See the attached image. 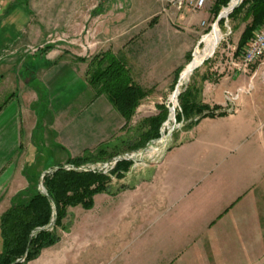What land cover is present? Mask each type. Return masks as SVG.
<instances>
[{"label": "crops", "instance_id": "obj_1", "mask_svg": "<svg viewBox=\"0 0 264 264\" xmlns=\"http://www.w3.org/2000/svg\"><path fill=\"white\" fill-rule=\"evenodd\" d=\"M76 1L75 21L78 16L87 19L89 15L84 16L80 9L88 5ZM156 1L159 15L165 21V28L158 27L160 16L156 30L161 28L165 33L156 31L154 35L169 48L173 46L167 31L169 21H178L195 30L208 13L178 12L166 8L163 0ZM24 4V0H0V50L11 48L15 40L26 37L21 32L28 22ZM93 7L89 5L87 12L104 11L99 2ZM56 55L51 58L44 53L22 63L39 74L1 106L0 215L17 193L35 182L34 176L43 173L35 170V163L49 138L46 134L64 152L57 164L62 165L85 152L109 147L111 136L124 124L107 98L97 95L95 88L87 84L88 56L84 58L76 52L63 54V51H57ZM186 57L188 63L190 54ZM259 70L264 72V68L255 72ZM247 78L230 73L217 82L205 80L197 102L208 110L213 106L221 110L224 92L234 91ZM63 87L75 94L74 99H68ZM25 98L29 104L21 109L18 103ZM42 103V112L35 115L33 106ZM39 127L45 128L44 132L34 138ZM21 157L24 161L20 164ZM120 176L111 181V186L118 183L117 187L124 188L116 195L97 194L90 210L102 195L106 201L121 199L123 211L137 200L149 202L156 220L164 219L162 228L167 232L172 229L183 232L186 241L181 246L185 251L181 255L183 260H187L190 249L196 245L198 257L191 261L198 264H264V94L243 96L234 114L207 116L192 128L179 130L159 161L132 165ZM68 244H62L60 238L56 244L42 249L31 262L36 264L35 261L42 262L44 256L52 255L47 264H70L71 243ZM169 246L172 251L166 264H172L180 256L173 251V247L180 245ZM165 251L168 252V243Z\"/></svg>", "mask_w": 264, "mask_h": 264}, {"label": "rangeland", "instance_id": "obj_2", "mask_svg": "<svg viewBox=\"0 0 264 264\" xmlns=\"http://www.w3.org/2000/svg\"><path fill=\"white\" fill-rule=\"evenodd\" d=\"M81 1L83 5H94V7L99 2L104 11L98 14V10L95 9L92 14L91 11L87 12L88 6H84L83 9L79 7L80 13L84 12V16L89 15V17L84 19L78 16L75 21L76 0H24L23 10L25 11L23 12L28 22L25 30L22 29L21 32H24L26 37L15 40L11 48L5 47L0 50V108L15 91L18 93L24 90L28 86L26 83L39 74V71H32L26 65H21L26 60L31 62L33 58H39L44 53L53 58L52 56L56 55L57 51H63V54L76 52L82 54L84 58L88 56V67L93 57L103 52H110L124 61L133 81L146 90L147 95L141 99L129 123L125 124L123 120V126L111 136L109 147H103L107 153L100 156V159L96 157V160L82 164L78 168H85L89 165L101 166L113 159L129 161V168L136 164L155 163L171 147L176 132L181 130L185 123L183 120L176 119V115L181 113L177 96L173 121L169 123L168 128L165 125L170 115L168 108L172 106L170 98L176 84L178 85L184 67L192 60L195 50L203 48V37L216 27L220 37L212 54L204 59L200 66L192 70L188 79L179 88V94L187 87L192 89V95H196V109L202 106L197 102V98L199 89L205 80L217 82L233 73L230 61L237 56L240 35L252 20L247 15L249 5H246L235 19L229 18L233 10L226 17L218 19L219 13H222L231 0L226 6H221L218 11L215 8L217 0L207 2L202 9L208 11L202 21L204 24H198L195 30L178 21H169L167 31L169 30L168 35L173 42L172 48H169L165 42L158 41L154 35L156 31L161 34L165 33V30L161 29L165 28V21L159 15L160 7L156 0ZM160 16L158 27L161 28L156 30L157 19ZM263 21L264 17L260 24ZM255 30L256 28L253 29L252 35ZM200 39L201 42L197 46ZM187 54H190L188 63ZM17 62L19 64L14 67ZM263 68L264 58L256 65L255 71ZM261 75L263 76L264 72L259 70L253 79V89L248 95L264 94V77ZM248 82L249 78L244 79L242 86L247 85ZM65 89L63 87L62 91L64 92ZM65 92H68V99H74L73 92L67 89ZM46 99L48 101L49 96ZM28 104L29 99L26 98L23 101L20 99L18 103L21 109L23 106L27 107ZM159 106H165L167 109V117L160 125L159 136L149 140L143 148L133 150L132 146L137 136L148 128L144 120L159 114ZM43 108L44 103L33 106L35 115L40 114ZM225 108L224 103V108L221 110L218 106H213L209 110L215 113L223 111L225 114ZM6 118L7 116L4 120ZM44 129L37 128L34 138L42 134ZM45 136L49 138L45 141V147L41 148L42 154L35 163V170L39 169L37 171L40 173L57 166L61 154L64 155L62 150L54 146L53 137L48 134ZM163 137L166 138V143L161 146L158 140ZM156 147L160 151L150 153V149ZM128 156L132 159H128ZM23 161L24 158L21 157L19 163ZM115 164L112 167L109 164L106 172L101 170L99 173L109 176L114 182ZM38 177L34 176L35 181L36 179L38 181ZM117 184L112 186L110 184V186L115 189ZM38 190L42 191L39 188ZM121 201V199L106 201L102 195L99 196L96 207L92 210H83L81 207L68 209L67 217L63 221L66 230L58 228L57 234L62 238V244L71 243V250L68 254L70 264H166L167 258L171 255L172 248L169 245L172 243L180 245L173 247V251L180 256L176 257L172 264H198L191 261L198 257L197 246H193L190 249L191 254L186 257L187 260H183L181 255L185 251L181 246L186 242L185 237L182 236L183 232L176 229L167 232L162 228L164 219L156 220L154 210L151 211V207H148L149 202L144 204L145 202L137 200L123 211ZM193 233L198 234L196 231ZM166 243H168V252L165 251ZM43 259L42 262L35 261L36 264H47L53 257L52 255L51 257L44 256ZM27 264H33V262L30 261Z\"/></svg>", "mask_w": 264, "mask_h": 264}, {"label": "trees", "instance_id": "obj_3", "mask_svg": "<svg viewBox=\"0 0 264 264\" xmlns=\"http://www.w3.org/2000/svg\"><path fill=\"white\" fill-rule=\"evenodd\" d=\"M229 1L217 0L216 10L226 6ZM246 5H249L247 15L252 20L240 35L239 50L264 17V0H243L233 9L229 18L235 19ZM86 79L87 84L95 88L97 95L103 94L107 98L125 124L129 123L141 99L147 95V91L133 81L126 64L110 52H103L91 59ZM192 92L187 87L178 95L181 113L176 115V119L185 121L182 129L192 128L201 118L224 115L223 111L215 113L205 106L195 109L196 95H192ZM159 110V114L144 120L148 128L137 136L133 150L143 148L149 140L159 136L160 125L167 117V109L159 106ZM106 153V149L99 147L69 159L65 165L71 166V169L57 165V169L43 176L44 192L38 190L36 179L11 199L9 207L0 215V264H27L36 259L42 249L60 240L57 229L66 230L63 221L69 208L90 210L97 194L116 195L124 188L120 186L111 190L109 176L77 169L82 164L96 160V157L100 159ZM129 166V161H117L113 168L115 178L120 179L121 173ZM24 174L28 177L26 172Z\"/></svg>", "mask_w": 264, "mask_h": 264}, {"label": "built area", "instance_id": "obj_4", "mask_svg": "<svg viewBox=\"0 0 264 264\" xmlns=\"http://www.w3.org/2000/svg\"><path fill=\"white\" fill-rule=\"evenodd\" d=\"M214 1L216 0H163L166 8H172L178 12L201 11L206 6L207 2ZM201 24L203 25L204 23L202 22ZM236 54L237 56L235 59L230 61V67L232 68L231 70L233 73L238 75L249 76V82L245 86L237 87L234 91L226 90L224 92V103L226 107L225 114L236 113L238 111L241 98L244 95L250 94V91L253 89V79L257 75L255 72V67L264 58V21L256 28L251 39ZM262 77H264V75ZM156 150L159 149L155 148L154 151ZM128 159L131 158L128 156ZM118 160L113 159L111 162L101 166L89 165L85 168L77 169L92 172H99L102 170V172H106L109 169V164H111L112 167ZM66 168L71 169L72 167L66 166Z\"/></svg>", "mask_w": 264, "mask_h": 264}, {"label": "bare ground", "instance_id": "obj_5", "mask_svg": "<svg viewBox=\"0 0 264 264\" xmlns=\"http://www.w3.org/2000/svg\"><path fill=\"white\" fill-rule=\"evenodd\" d=\"M239 2H240V0H231L229 5L223 9V11L221 13V17L222 18L226 17L229 14V12L231 11V9L234 6H236L237 4H239ZM219 37H220L219 31L217 30L216 27L214 29L212 28V30L209 32V34H207L206 36L203 37V39H202L203 48L196 49L195 52L193 53L192 60L189 62V64L187 66L184 67V69L181 73V77L179 78L178 85H177V89H176L177 92H179V88L188 79L192 70L195 67L197 68L198 66H200L201 63L204 61V59L208 58V56H210L212 54L213 48L217 44ZM177 92H173L171 95V98H170V103L172 104V106L170 108H168L170 117L168 116L169 120H167V122L165 124L167 128H168L169 123L173 121V115L175 113V106H176V99L178 96ZM159 142H161V144H162L161 146H163L166 143V138L165 137L161 138L159 140ZM154 150H155V148L151 149L150 153L154 152ZM134 157H135V155L133 156V158Z\"/></svg>", "mask_w": 264, "mask_h": 264}, {"label": "water", "instance_id": "obj_6", "mask_svg": "<svg viewBox=\"0 0 264 264\" xmlns=\"http://www.w3.org/2000/svg\"><path fill=\"white\" fill-rule=\"evenodd\" d=\"M231 2V1H230ZM229 2V3H230ZM240 2H241V0H240ZM239 2V3H240ZM229 5V4H228ZM238 6V4L236 5V6H234L232 9H231V11L234 9V8H236ZM230 11V12H231ZM229 12V13H230ZM221 18V13H219V15H218V19H220ZM200 42H201V39H200V41H199V44H200ZM177 84H176V86H175V89H174V92H177ZM179 94V92H177V95ZM55 169H57V167H54V168H52V169H49V170H46V171H44L41 175H40V177H39V180H38V188L39 189H42V191L41 192H43V187H42V185H41V180H42V178H43V176L45 175V174H47V173H50V172H52V171H54ZM52 224V223H51ZM50 224V225H51ZM39 230V229H38ZM21 261V260H20Z\"/></svg>", "mask_w": 264, "mask_h": 264}]
</instances>
